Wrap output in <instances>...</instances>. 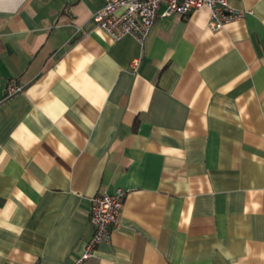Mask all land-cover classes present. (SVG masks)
Returning <instances> with one entry per match:
<instances>
[{"label":"crops","instance_id":"crops-1","mask_svg":"<svg viewBox=\"0 0 264 264\" xmlns=\"http://www.w3.org/2000/svg\"><path fill=\"white\" fill-rule=\"evenodd\" d=\"M102 2L0 0V264H75L116 187L81 264H264V0H228L245 14L216 32L205 7L158 18L143 42L102 32Z\"/></svg>","mask_w":264,"mask_h":264},{"label":"built area","instance_id":"built-area-1","mask_svg":"<svg viewBox=\"0 0 264 264\" xmlns=\"http://www.w3.org/2000/svg\"><path fill=\"white\" fill-rule=\"evenodd\" d=\"M201 7L209 10L207 27L211 32L221 30L226 23L241 19L245 14L233 9L228 0H103L92 17L98 28L112 39L128 34L143 42L156 19L171 15L186 17ZM139 60L132 59L133 70L138 68ZM20 89V86L8 85L7 94L12 95ZM124 196L125 190L116 187L111 193L102 192L91 197L89 223L93 230L75 264L95 257L98 246L110 241ZM33 264L42 263L35 261Z\"/></svg>","mask_w":264,"mask_h":264}]
</instances>
